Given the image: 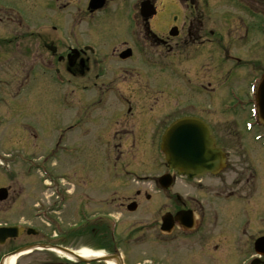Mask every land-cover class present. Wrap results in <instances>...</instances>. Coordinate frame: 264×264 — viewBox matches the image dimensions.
<instances>
[{"label":"flooded vegetation","instance_id":"af4514ba","mask_svg":"<svg viewBox=\"0 0 264 264\" xmlns=\"http://www.w3.org/2000/svg\"><path fill=\"white\" fill-rule=\"evenodd\" d=\"M218 2L221 9H264V0H0V130L27 116L50 121L51 110L35 112L31 96L45 98L52 85L63 94L58 109L76 110L59 134L63 143L87 138L92 143L78 153L102 150L125 163L109 174L65 167L49 184L34 178L29 187L19 171L7 172L0 182V264H264V216L255 214L264 198L239 195L229 214L231 191L206 181L217 175L164 188L159 177L173 171L152 176L154 165H129L133 148L151 157L165 128L182 117L200 118L222 148L227 134L207 118L221 82L214 86L213 77L221 78L229 59L242 60L228 54L225 36L243 44L247 29L237 23L232 38L229 26L204 21V9ZM170 9L189 13L177 21ZM226 67L233 72L239 64ZM231 78L228 88L240 79ZM90 90L89 102H65ZM76 128L82 132L67 133ZM132 176L137 180L127 181ZM80 235L90 242H78ZM82 250L96 255L83 257Z\"/></svg>","mask_w":264,"mask_h":264},{"label":"rangeland","instance_id":"374dc122","mask_svg":"<svg viewBox=\"0 0 264 264\" xmlns=\"http://www.w3.org/2000/svg\"><path fill=\"white\" fill-rule=\"evenodd\" d=\"M224 3V2H223ZM211 6V5H210ZM247 10V9H246ZM244 9H221L220 4H216V9H204L205 16L204 21L213 24V28L216 29L218 23H221L223 27L229 26L231 28V37L233 38V29L236 27L237 23L239 28L237 30H242V25L240 23L245 22L249 33V38H253L254 41L250 42L244 38L243 44H238L231 40H227L226 36L223 45L226 46L228 54L237 55L242 60L240 62H234L231 59L225 64L226 66H232L234 63H238L239 67L235 68L232 72L231 69H227L224 66L221 69V82L220 86L214 90L211 99V111L209 112L208 120L211 122L216 131L221 134H227L224 139L219 141L221 147L225 150L227 155L226 167L220 172L217 177H207V182H223L226 184V191H231L234 196L245 195L251 198H264V140L255 139L256 135L259 133V129L253 126L252 129L246 128V123L251 121L250 107L245 104L248 101L249 85L253 79V76L261 73L264 70V33H260L258 30H263L264 28H259L258 20H256V15L252 14L251 11H246ZM255 12H260V15L264 16V9H253ZM178 17L177 21H183L185 16L188 15V9H181V12H177L175 9H170ZM254 26V29H252ZM237 34L235 35L236 38ZM259 42V43H258ZM213 70L219 68V62L216 57L213 59ZM166 75H170L171 69L168 71L166 69ZM215 74V73H214ZM238 75L239 80L236 86H232L239 97L240 103H236L230 95H228V87L233 85L235 78H231L233 75ZM231 75V76H230ZM213 84L216 85L220 77H213ZM55 86V85H54ZM55 89L50 85V91H48L46 97H39L35 93L31 97L34 100L33 110L41 113H45L49 108L53 114V118L45 120V117L39 115L37 117L27 116L20 121L14 123H6L4 128L0 130V154L4 155L8 153L9 159L12 160V156H19L25 159L29 164H25L23 161L12 160L9 163L8 170L19 171L17 179L20 177L21 182L25 184V187H29L32 183V179H36L37 182L41 180L40 174L44 173L54 176H60L61 172H70L76 167H93V170L98 173L106 172L109 174L114 167L113 165L121 167L125 163L121 161H115L114 157L107 158L103 155L102 150L98 153L87 151L83 153H78L80 150L79 145L84 144L85 147L92 142H89L87 138H75L71 141L73 146H66L64 140H59V131L62 130L63 125L67 122L72 121L74 113L76 110H69L68 115L65 114L58 106L54 103L59 102L63 94L53 93ZM52 92V94L50 93ZM51 96V97H50ZM93 98L92 90L88 92H78V94H68L65 102H72L73 106L76 108L78 99H81V103L89 102ZM172 102V101H171ZM74 108V109H75ZM2 105H0V112ZM98 114L101 111H97ZM96 114V113H95ZM94 114V115H95ZM43 117V118H42ZM17 123L18 127L14 129V124ZM48 123V124H47ZM4 125V124H3ZM32 132L31 136L20 139L21 136L29 134ZM82 131L79 128L74 129L71 133L80 134ZM263 132V128L260 129ZM70 134V132H69ZM11 136V138H9ZM35 136V137H34ZM11 141H8V140ZM91 139V138H90ZM19 142V144H17ZM93 144L91 145V148ZM90 148V149H91ZM74 149V153L72 152ZM93 150V149H92ZM76 151V152H75ZM95 151V150H94ZM144 151V150H143ZM159 152V151H158ZM95 155H94V154ZM118 152L115 155L118 156ZM7 155V156H8ZM78 155L82 156L80 158ZM132 160L129 165L135 167L136 169L143 165H154L155 168L150 170L147 174L157 175L161 170L164 171L165 167L161 163V156L156 159L157 151L154 152L153 157L145 158L144 155H140L139 151L133 150ZM158 160V167L154 162ZM7 161L3 160V163ZM128 162L130 160L128 159ZM4 163V164H5ZM23 169H21V167ZM166 171V170H165ZM6 172L3 168H0V182L2 179L6 181ZM30 175V178H29ZM135 177V176H134ZM133 176L127 179V181L135 182ZM134 178V179H133ZM109 178L107 179L108 182ZM205 179H203L204 181ZM105 181V179H104ZM109 181H114L109 180ZM177 183L182 179H176ZM118 182V181H117ZM230 194V193H229ZM237 197L229 199L228 213H235L237 208ZM251 211L253 208H249ZM247 210V209H246ZM241 212V209L238 208ZM255 214H259L261 217L264 216V205L255 210ZM78 242L89 243L90 239L85 235H80Z\"/></svg>","mask_w":264,"mask_h":264},{"label":"water","instance_id":"95a60500","mask_svg":"<svg viewBox=\"0 0 264 264\" xmlns=\"http://www.w3.org/2000/svg\"><path fill=\"white\" fill-rule=\"evenodd\" d=\"M257 100L259 115L264 124V79ZM160 147L168 167L188 178L200 176L207 170L214 172L223 166V154L214 147L210 129L194 118H184L172 123L165 130ZM170 181L167 175L160 178L164 187Z\"/></svg>","mask_w":264,"mask_h":264},{"label":"bare ground","instance_id":"6f19581e","mask_svg":"<svg viewBox=\"0 0 264 264\" xmlns=\"http://www.w3.org/2000/svg\"><path fill=\"white\" fill-rule=\"evenodd\" d=\"M81 253H82L83 257H90V256L96 255V254H93V253H91V252H89L87 250H82Z\"/></svg>","mask_w":264,"mask_h":264}]
</instances>
